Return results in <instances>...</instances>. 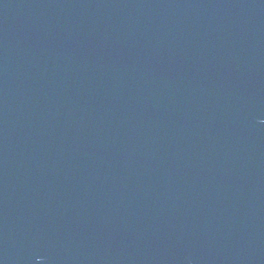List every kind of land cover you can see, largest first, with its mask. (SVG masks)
I'll list each match as a JSON object with an SVG mask.
<instances>
[{
    "label": "water",
    "instance_id": "1",
    "mask_svg": "<svg viewBox=\"0 0 264 264\" xmlns=\"http://www.w3.org/2000/svg\"><path fill=\"white\" fill-rule=\"evenodd\" d=\"M0 264H264V0H0Z\"/></svg>",
    "mask_w": 264,
    "mask_h": 264
}]
</instances>
